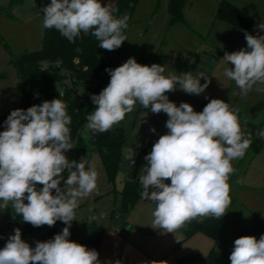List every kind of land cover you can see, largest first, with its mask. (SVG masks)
Returning a JSON list of instances; mask_svg holds the SVG:
<instances>
[{
    "label": "clouds",
    "instance_id": "9594fccd",
    "mask_svg": "<svg viewBox=\"0 0 264 264\" xmlns=\"http://www.w3.org/2000/svg\"><path fill=\"white\" fill-rule=\"evenodd\" d=\"M42 11L43 27L54 28L69 42L74 43L81 33H91L99 48L114 51L127 40L122 30L128 27V17L116 18L113 13L117 9L110 3L51 0ZM258 28L264 30V23ZM245 39L246 48L226 52L222 60L232 65L225 68L224 75L246 96L254 86L264 92V35L245 32ZM105 71L110 81L98 95L91 96L96 108L86 115V130H112L137 103L169 117L168 132L153 144L138 176L141 198L154 205L151 227L175 233L197 217L223 218L231 204L232 161L244 157L251 141L241 129L238 109L211 99L202 112H196L187 102L177 106L169 100L167 93L175 92L177 84L187 94L203 93L210 83L203 73L166 76L164 66L143 65L134 57ZM201 77L206 78L204 84ZM71 122L67 105L59 98L27 110H13L7 117L6 130L0 132V208L11 205L23 222L34 227H51L57 221L66 227L53 239L37 241L34 248L21 238V230L15 229L0 249V264H101L95 249L69 239L75 210L96 191L98 180L95 166L86 158L69 161L65 155L75 146ZM258 135L264 138V130ZM122 152L126 160L135 163L136 150L125 146ZM65 169L68 175L61 188ZM38 184L42 185L39 189ZM229 259L231 264H264V235L259 240L255 236L237 238Z\"/></svg>",
    "mask_w": 264,
    "mask_h": 264
},
{
    "label": "rangeland",
    "instance_id": "374dc122",
    "mask_svg": "<svg viewBox=\"0 0 264 264\" xmlns=\"http://www.w3.org/2000/svg\"><path fill=\"white\" fill-rule=\"evenodd\" d=\"M40 1L45 5L51 2L23 0L22 3L12 6L9 0H0V116L15 109L21 101L17 74L10 64V59L41 47L43 18L38 11ZM219 1L185 0L186 23L169 25L167 13L163 10V0H139L132 13L127 34L124 29V35L127 37V44L125 42L124 46L135 54L141 52L139 49L147 48L143 65L151 66L155 63L164 66L166 76L181 75L185 72H192L197 76L203 73L210 81L203 93L187 94L180 90L177 84L175 92L167 93L169 100L177 105L182 95L196 97L204 104L211 99H221L230 107L238 109V118L244 122L246 131L256 137V144L250 145L244 157L232 161L234 173L229 179L231 204L223 216L224 229L218 240L202 232L187 236V223L175 233H163V229L151 227L154 205L149 200H143L141 196L127 213L119 214L123 180L131 177L138 180L142 167L147 164L145 156L150 153L159 137L168 132L167 114L152 113L150 108L145 109L137 103L133 111L113 128L121 139L122 149L127 146L136 150L135 163L126 160L122 152L120 174L114 182H110L106 177L109 189L108 193L100 196V206L83 205L75 210V220L70 227L69 239L74 241L76 236L83 233L88 235L93 225L98 226L103 231L101 249L105 250L104 256L108 261H116L115 264L121 254L125 255L123 264H126L128 249H125L124 254L125 242L140 247L150 262L199 264L197 260L186 263L182 260L192 254L206 255L211 250L229 253L234 241L245 232L253 220L264 215V139L259 138L257 129V126L264 122V92L256 91L254 86L246 96L242 95L235 82L224 75L225 68L232 67L222 60L225 53L246 48L247 31L229 23L214 21L213 10ZM231 1L245 7L254 19L264 23V0ZM126 15L128 16V13ZM152 16L154 18L151 21ZM136 38H141V41L137 42ZM193 62L197 63L195 67ZM205 82L206 78L201 77L200 83ZM95 108L96 105L92 104L90 113ZM152 128H155V132L151 131ZM4 130L0 127V132ZM88 137L86 129L80 132L76 143L74 141L75 146L70 150L72 158L79 162L87 152V161L96 168L94 160H99L102 167L100 155L88 151ZM165 182L170 183V180ZM41 187L42 185H37L38 189ZM12 215L11 205L5 209L0 208V249L11 236ZM204 218L197 217L193 220L201 221ZM64 227L66 225L61 221L51 227H37L23 240L30 246L37 241L46 242L61 233ZM116 228L121 233H118Z\"/></svg>",
    "mask_w": 264,
    "mask_h": 264
},
{
    "label": "trees",
    "instance_id": "16d2710c",
    "mask_svg": "<svg viewBox=\"0 0 264 264\" xmlns=\"http://www.w3.org/2000/svg\"><path fill=\"white\" fill-rule=\"evenodd\" d=\"M9 1L12 6L23 2V0ZM138 1L117 0L113 6L117 9L115 14L125 15L128 13L130 15ZM46 6L42 2L38 5V11L42 18H44L42 9ZM184 6L185 0L168 1L169 24L185 21ZM214 18L237 26L254 36L264 35V30L258 28L261 22L254 19L246 8L236 5L231 0L219 2L214 12ZM129 58L122 52L121 47L114 51L99 48V41L91 33H81L72 43L54 28L46 29L43 27V39L39 49L23 52L21 55L10 59V64L17 74L21 101L15 109L0 116V127L6 130L5 121L13 110H27L31 106L41 105L45 101L59 98L67 105V112L72 120L69 125L70 133L78 139L80 132L85 129L86 115L90 114L93 104L91 96L93 94L98 95L110 81V74L105 69H114ZM44 64L45 67H43ZM59 92H62L63 96H60ZM182 102L191 104L196 112H202L206 106L200 100L189 95H184L177 106ZM239 122L242 131L246 135H250V145L256 144L254 141L256 137L246 131L244 122L241 120ZM257 129L259 132L264 130V122L258 125ZM87 131L89 136L88 151H94L100 155L108 180L114 182L122 162V142L119 135L113 129L106 133ZM86 153L85 155H87ZM141 193L142 188L136 178L126 179L121 189L119 214L127 213L138 201ZM24 202L27 203L26 200ZM10 223L11 235H14L15 229L19 228L22 239L37 229L31 224L23 222L22 216L18 215L14 209ZM224 225V217L219 219L205 217L201 221L192 219L187 222L186 235L190 236L196 232H202L214 240H218ZM102 234L103 231L98 226L93 225L88 235L74 241L86 245L89 249H95L99 253ZM261 235H264V215L247 227L241 236H255L259 240ZM233 247L229 253H218L211 250L206 255L192 254L183 259L182 262L197 260L199 264H231L229 257Z\"/></svg>",
    "mask_w": 264,
    "mask_h": 264
},
{
    "label": "crops",
    "instance_id": "0c3cea01",
    "mask_svg": "<svg viewBox=\"0 0 264 264\" xmlns=\"http://www.w3.org/2000/svg\"><path fill=\"white\" fill-rule=\"evenodd\" d=\"M116 1L117 0H101V2H102V4L103 5H105V6H107L108 5V3H110V5L113 7L114 5H115V3H116ZM168 1L169 0H163V10H164V12L165 13H167V21L169 20V17H168ZM221 1V0H220ZM219 1V2H220ZM40 2H43V1H40ZM44 3V2H43ZM49 5V4H48ZM219 5V3L215 6V8H214V10H213V19H214V21H221V20H217V19H215L214 18V12H215V10H216V8H217V6ZM136 7V6H135ZM245 8V7H244ZM135 9V8H134ZM134 11V10H133ZM133 11H132V13H133ZM132 13L129 15L128 14V16L125 14L124 16H127L128 17V21H127V24H128V26H129V22H130V20H131V16H132ZM154 17L152 16V18H151V21H152V19H153ZM184 18H185V15H184ZM257 20V19H256ZM222 22H224V21H222ZM168 23H169V21H168ZM181 23H186V18H185V21L184 22H181ZM224 23H226V22H224ZM176 24H178V23H176ZM169 25H173V24H169ZM128 28V27H127ZM127 28L125 29V32H126V34H127ZM196 29H197V27H196ZM198 31H200V29H198ZM129 34V33H128ZM136 41L138 42V41H141V38H136ZM125 42H126V40L123 42V44H122V52L124 53V54H126V55H128L130 58H135L136 59V61L138 62V63H140V64H143V60L146 58V56H147V48H146V50L144 49H139V51H141V52H139L138 54L136 53H133L129 48L126 50V45L124 46V44H125ZM126 44H127V42H126ZM125 48V49H124ZM143 50V51H142ZM212 56L214 57L215 56V53L214 54H212ZM190 59V58H189ZM193 64V66L195 67L196 66V64L197 63H192ZM184 95H182L181 97H180V99H179V101L182 99V97H183ZM189 96H191V95H189ZM193 97V96H192ZM194 98H196V97H194ZM197 99V98H196ZM199 100V99H198ZM179 104V102L177 103V105ZM72 136V140H73V142L75 141V143H76V138L73 136V135H71ZM65 155L67 156V158L69 159V161H72L73 160V158H72V155H71V152H70V150L68 151V152H66L65 153ZM87 156L88 155H84L83 156V158H86V160H87ZM75 161H77L76 159H74ZM95 162H96V170H97V172H98V180H97V189H96V191H94L91 195H89L88 197H86V198H84V199H82L81 201H80V203H79V206H78V208L77 209H79V208H81V206H83V205H89V206H91V205H93V206H97V205H99L100 206V196L101 195H103L105 192H107L108 193V189H109V186H108V184H106V177H107V175H106V172H105V169H104V167H103V164H102V167H100V161L99 160H94ZM78 162V161H77ZM101 163H102V161H101ZM89 165H92L91 164V162H89ZM86 167H87V165H86ZM120 171H121V167H120ZM120 171H119V174H120ZM119 174H118V176H119ZM67 175H68V170L67 169H65V171L62 173V176L64 177V179L63 180H61V183H60V187L61 188H64V186H65V184H64V181L67 179ZM101 179V180H100ZM106 179V180H105ZM126 179H128V178H126ZM125 179V180H126ZM125 180H123V182H122V186H123V183H124V181ZM122 188V187H121ZM53 195H55V190H53ZM76 209V210H77ZM259 217H257L256 219H258ZM256 219H254L253 220V222L256 220ZM252 222V223H253ZM251 223V224H252ZM116 231L119 233H121V231L118 229V228H116ZM115 235H117L118 236V234H116L115 233ZM84 236H86V233H83L81 236H76V238L78 239L79 237L80 238H82V237H84ZM74 240H76V239H74ZM102 241H103V234H102ZM101 245H102V243H101ZM128 249V254H127V260H126V264H143V262H144V260H145V262H148V263H150L151 264V262L150 261H148L146 258V256H145V254L142 252V250L140 249V247H138V246H136V245H134V244H130V243H128V242H125V248H124V254H125V249ZM100 249H101V246H100ZM104 248H102L100 251H99V259H100V261H101V264H115V262L116 261H108V259L107 258H105V256H104ZM124 256L125 255H123V254H121V257H120V259L118 260L119 262H120V264H123V258H124Z\"/></svg>",
    "mask_w": 264,
    "mask_h": 264
},
{
    "label": "built area",
    "instance_id": "2783aa9c",
    "mask_svg": "<svg viewBox=\"0 0 264 264\" xmlns=\"http://www.w3.org/2000/svg\"><path fill=\"white\" fill-rule=\"evenodd\" d=\"M113 15L116 17V18H122L124 15H122V14H115V13H113ZM122 33L124 34V29L122 30ZM121 48H122V46H121ZM43 67H45V64L43 65ZM35 245H36V243H33L32 244V247H35Z\"/></svg>",
    "mask_w": 264,
    "mask_h": 264
},
{
    "label": "water",
    "instance_id": "95a60500",
    "mask_svg": "<svg viewBox=\"0 0 264 264\" xmlns=\"http://www.w3.org/2000/svg\"><path fill=\"white\" fill-rule=\"evenodd\" d=\"M86 225V224H85Z\"/></svg>",
    "mask_w": 264,
    "mask_h": 264
}]
</instances>
